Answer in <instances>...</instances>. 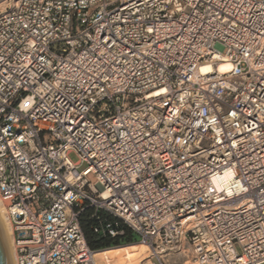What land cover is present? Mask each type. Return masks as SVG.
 <instances>
[{"label":"built area","instance_id":"2783aa9c","mask_svg":"<svg viewBox=\"0 0 264 264\" xmlns=\"http://www.w3.org/2000/svg\"><path fill=\"white\" fill-rule=\"evenodd\" d=\"M0 200L16 264H94L88 209L154 252L264 264V0H15Z\"/></svg>","mask_w":264,"mask_h":264},{"label":"trees","instance_id":"16d2710c","mask_svg":"<svg viewBox=\"0 0 264 264\" xmlns=\"http://www.w3.org/2000/svg\"><path fill=\"white\" fill-rule=\"evenodd\" d=\"M85 242L91 251L97 252L106 249L126 246L137 243L135 234L119 219L104 212L85 210L78 219ZM110 225L114 236L105 229Z\"/></svg>","mask_w":264,"mask_h":264},{"label":"rangeland","instance_id":"374dc122","mask_svg":"<svg viewBox=\"0 0 264 264\" xmlns=\"http://www.w3.org/2000/svg\"><path fill=\"white\" fill-rule=\"evenodd\" d=\"M14 2L15 0H0V14L12 7ZM68 158L72 163H76L78 161V158L74 153H70ZM85 167L86 164L82 163L78 167V170L81 171ZM135 239L140 242L139 235L135 234ZM138 242L126 246L116 247L125 249L122 251L121 258L118 259L112 257L106 261L104 260L103 262L107 264H194L193 256L189 247H185L182 251H178L173 248L155 253L152 249L148 251L147 247ZM100 264H102V262Z\"/></svg>","mask_w":264,"mask_h":264},{"label":"bare ground","instance_id":"6f19581e","mask_svg":"<svg viewBox=\"0 0 264 264\" xmlns=\"http://www.w3.org/2000/svg\"><path fill=\"white\" fill-rule=\"evenodd\" d=\"M229 67L230 66H229L228 63H219V64H217V71L224 72V71L228 70ZM213 71H215V68L209 62L202 63L199 66V72L200 73L207 74V73H211ZM235 207H237V206H235ZM235 207L233 206L232 208H235ZM227 209L230 210L231 207H229ZM188 223L189 222H187V221L185 222V228L188 225H190ZM0 224H1L2 228H3V232H4V235H5V239H6L7 246H8V249H9V253H10V256H11L12 264H16L15 263V253H14V248H13V243H12V228H11V225H10L7 217H6L5 210H4V207H3V204L1 202V200H0ZM138 243H140L141 245L147 247L148 251H150V247L148 245H146L143 242H138ZM185 247H188V246L182 244L181 246H179V249H177V250L178 251H182ZM123 250H125V249L114 248V249H106V250H102V251L93 252L92 258H93L94 264H100L101 262H102V264H107V263H104L103 261L104 260L106 261V260H108V259H110L112 257H115V258L119 259L122 256V251ZM164 250H168V249H160V250H157L155 253L163 252ZM192 256H193V254H192Z\"/></svg>","mask_w":264,"mask_h":264},{"label":"water","instance_id":"95a60500","mask_svg":"<svg viewBox=\"0 0 264 264\" xmlns=\"http://www.w3.org/2000/svg\"><path fill=\"white\" fill-rule=\"evenodd\" d=\"M0 264H12L11 256L0 224Z\"/></svg>","mask_w":264,"mask_h":264}]
</instances>
